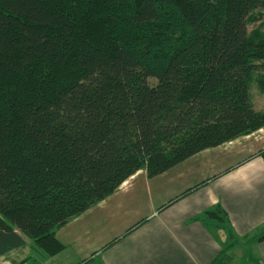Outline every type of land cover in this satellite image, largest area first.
Instances as JSON below:
<instances>
[{
  "label": "trees",
  "instance_id": "16d2710c",
  "mask_svg": "<svg viewBox=\"0 0 264 264\" xmlns=\"http://www.w3.org/2000/svg\"><path fill=\"white\" fill-rule=\"evenodd\" d=\"M260 7L0 0V256L29 240L51 258L65 249L57 231L138 171L159 176L264 128L251 94L255 77L264 92V38L249 31ZM200 219L228 228L219 205Z\"/></svg>",
  "mask_w": 264,
  "mask_h": 264
},
{
  "label": "crops",
  "instance_id": "0c3cea01",
  "mask_svg": "<svg viewBox=\"0 0 264 264\" xmlns=\"http://www.w3.org/2000/svg\"><path fill=\"white\" fill-rule=\"evenodd\" d=\"M262 150L264 128L204 150L159 176L140 170L57 231L62 252L44 259L28 240L26 247L0 256V264L29 256L43 264H216L228 254L229 242L248 237L255 264H264V241L258 240L264 230ZM218 205L228 215L229 231L212 230L200 219Z\"/></svg>",
  "mask_w": 264,
  "mask_h": 264
},
{
  "label": "rangeland",
  "instance_id": "374dc122",
  "mask_svg": "<svg viewBox=\"0 0 264 264\" xmlns=\"http://www.w3.org/2000/svg\"><path fill=\"white\" fill-rule=\"evenodd\" d=\"M249 31L254 38H264V7L254 10L249 19ZM251 84V94L256 110L264 109V92L260 89L257 78ZM230 249L228 254L223 256V261L226 264H255L254 243L248 237L238 241L229 242ZM243 256V258H242ZM97 261L88 262L86 264H95Z\"/></svg>",
  "mask_w": 264,
  "mask_h": 264
}]
</instances>
